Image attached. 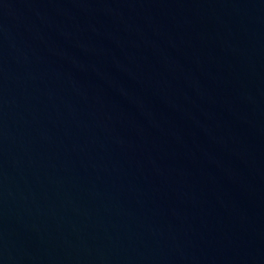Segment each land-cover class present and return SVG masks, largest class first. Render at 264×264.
Listing matches in <instances>:
<instances>
[{
    "label": "water",
    "instance_id": "1",
    "mask_svg": "<svg viewBox=\"0 0 264 264\" xmlns=\"http://www.w3.org/2000/svg\"><path fill=\"white\" fill-rule=\"evenodd\" d=\"M0 264H264V0H0Z\"/></svg>",
    "mask_w": 264,
    "mask_h": 264
}]
</instances>
